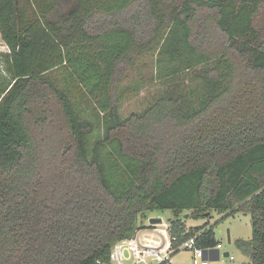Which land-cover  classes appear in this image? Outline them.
<instances>
[{"label":"trees","instance_id":"16d2710c","mask_svg":"<svg viewBox=\"0 0 264 264\" xmlns=\"http://www.w3.org/2000/svg\"><path fill=\"white\" fill-rule=\"evenodd\" d=\"M0 37V264H109L167 209L173 246L248 213L264 264V0H0Z\"/></svg>","mask_w":264,"mask_h":264},{"label":"rangeland","instance_id":"374dc122","mask_svg":"<svg viewBox=\"0 0 264 264\" xmlns=\"http://www.w3.org/2000/svg\"><path fill=\"white\" fill-rule=\"evenodd\" d=\"M69 2L62 1L61 10H65L69 6ZM8 52V47L0 37V54ZM154 55H144L136 60V65L130 68L126 73V77L120 78V85L128 83L133 77L138 75L137 68H142L144 75H148L154 67ZM3 68L0 69V81L7 77ZM155 88V86H153ZM151 87V89L153 88ZM144 94L135 96L129 101L125 102V108L139 109L142 105V98ZM186 211L182 215V219L187 228L189 227H212L213 235L221 248L218 251V259H209L208 264H246L248 257L236 246L235 239H249L251 237L250 216L248 213L241 211L235 212L232 215L226 216V213H217L212 211L210 216L193 218L188 215ZM151 217H161L168 223L169 218L172 217L170 210L153 211L149 214ZM147 223V220H145ZM192 252L189 249H180L174 255H171V264H191Z\"/></svg>","mask_w":264,"mask_h":264},{"label":"built area","instance_id":"2783aa9c","mask_svg":"<svg viewBox=\"0 0 264 264\" xmlns=\"http://www.w3.org/2000/svg\"><path fill=\"white\" fill-rule=\"evenodd\" d=\"M151 217V216H149ZM140 224L132 236L116 241L109 252V264H171V255L180 249H189L192 252L191 264H208L209 259L215 258L221 244L214 247H200L196 239L202 230L195 232L187 239L173 246L175 237L170 235V223L161 217L159 222Z\"/></svg>","mask_w":264,"mask_h":264},{"label":"water","instance_id":"95a60500","mask_svg":"<svg viewBox=\"0 0 264 264\" xmlns=\"http://www.w3.org/2000/svg\"><path fill=\"white\" fill-rule=\"evenodd\" d=\"M148 221H149V223H155V222H159L160 218L159 217H149ZM214 259H218V251H217V255Z\"/></svg>","mask_w":264,"mask_h":264},{"label":"crops","instance_id":"0c3cea01","mask_svg":"<svg viewBox=\"0 0 264 264\" xmlns=\"http://www.w3.org/2000/svg\"><path fill=\"white\" fill-rule=\"evenodd\" d=\"M216 257V256H215Z\"/></svg>","mask_w":264,"mask_h":264}]
</instances>
